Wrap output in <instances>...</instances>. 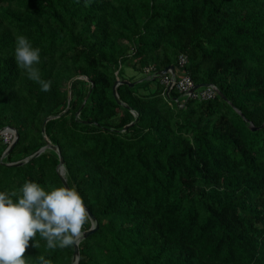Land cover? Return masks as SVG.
Wrapping results in <instances>:
<instances>
[{
	"label": "trees",
	"instance_id": "1",
	"mask_svg": "<svg viewBox=\"0 0 264 264\" xmlns=\"http://www.w3.org/2000/svg\"><path fill=\"white\" fill-rule=\"evenodd\" d=\"M17 34L41 48L50 90L19 68ZM126 62L148 77L118 86L123 104L114 85ZM170 65L228 100L180 106L155 77ZM8 126L20 136L2 158L10 143L0 133V189L64 185L52 149L8 164L47 138L62 150L69 185L99 222L80 242V264H264V0H0ZM74 250L37 234L24 255L73 264Z\"/></svg>",
	"mask_w": 264,
	"mask_h": 264
},
{
	"label": "clouds",
	"instance_id": "2",
	"mask_svg": "<svg viewBox=\"0 0 264 264\" xmlns=\"http://www.w3.org/2000/svg\"><path fill=\"white\" fill-rule=\"evenodd\" d=\"M14 58L43 91L51 81L42 78L38 64L41 48L25 34H17ZM88 205L72 185L49 186L26 180L18 189H0V264H30L24 255L31 238L39 234L48 248H69L80 242L88 223ZM38 264H53L39 255Z\"/></svg>",
	"mask_w": 264,
	"mask_h": 264
},
{
	"label": "water",
	"instance_id": "3",
	"mask_svg": "<svg viewBox=\"0 0 264 264\" xmlns=\"http://www.w3.org/2000/svg\"><path fill=\"white\" fill-rule=\"evenodd\" d=\"M170 69L172 70V72H173L174 75H175L176 66H175V65H170V66H168L167 68H165L164 70L159 71L158 73H156V74H155V77H162V76L167 75ZM149 78H150V77H149ZM87 79H88V78H87ZM88 80L90 81V79H88ZM92 83H93V82H92ZM122 83H127V84H130V85L133 86V85L136 84V82H132V81H130V80H128V79H123V80H121L120 78H117V79H116V82H115V85H114V94H115L117 100H118L119 102H121V103H123V102H122V100L120 99V96H119V93H118L117 88H118V86H119L120 84H122ZM93 84H94V83H93ZM212 85H214V84H209V83H200V84H196L194 90L199 89V88H201V87H207V86H212ZM214 87H215L217 93H218L222 98L228 100V97L224 94V92H223L221 89H219L216 85H214ZM169 90H170V89H169ZM89 96H90V93L88 94V96H87L85 102L83 103V106L85 105V103H86V101L88 100ZM69 99H71V91H70V90H69ZM123 104H124V103H123ZM125 105H126V104H125ZM83 106H82V107H83ZM126 106L129 107V105H126ZM68 109H69V107L67 108V110H68ZM81 109H82V108H81ZM67 110H65L64 112H62V113L59 114V115H56V116H55V115H53V116H49V117L46 119L45 124H44V127H43L44 132L46 131V123H47L49 120H51V119H53V118H56V117H59V116L63 115ZM80 113H81V110H79L78 114H80ZM134 123H135V121L132 122V123H130V124H128V125H126L125 128H124L123 130H124V131L127 130V129H128L130 126H132ZM252 128H253V129H256V127H255L254 125H252ZM2 132H6V133L11 132V133L14 134V138H13V140L11 141V143L9 144V147L7 148V150L5 151V153L3 154V157H2V158H5L6 156H8V154L11 152V150L14 148V146H15L16 143L18 142V140H19V136H20V135H19L18 130H17L16 128H14V127H11V126H8V127H5V128H3V129H1V130H0V133H2ZM48 149H52V150H54L55 152L58 153L59 158H60V162H59V164H58V171H59V173H60V176H61V178H62V180H63L64 185H69V182H68V179H67V176H66V161H65V158H64V156H63V154H62V150L60 149V147H59L57 144L52 143V141H51L49 138H47V144H46L45 146H43L39 151H37V152H36L35 154H33L32 156H30V157H28V158H26V159H24V160H22V161L11 162V163H8V164H9V165H21V164H23V163L29 161L31 158L41 155L43 152L47 151ZM88 211H89V217H90L91 220H92V227H91L90 229L84 231L83 236L80 238V242H81V240H83L84 238L88 237L91 233H93L94 231H96V230L98 229V227H99V222L97 221L96 216L92 213V211L89 209V207H88ZM80 242H79L78 244L74 245V246H75V250H74V254H73V264H80V261H81Z\"/></svg>",
	"mask_w": 264,
	"mask_h": 264
},
{
	"label": "built area",
	"instance_id": "4",
	"mask_svg": "<svg viewBox=\"0 0 264 264\" xmlns=\"http://www.w3.org/2000/svg\"><path fill=\"white\" fill-rule=\"evenodd\" d=\"M187 62V55L180 54L178 58L179 66L184 67ZM146 71L148 74H151L152 72L150 68H147ZM161 82L165 85L164 94L166 96H171V93L174 90L180 94L179 98H175L180 106H182L189 98L209 100L215 98L218 95L214 85L194 90L196 83L189 73L179 74L177 71H175L174 75V73L170 69L168 74L162 78Z\"/></svg>",
	"mask_w": 264,
	"mask_h": 264
},
{
	"label": "rangeland",
	"instance_id": "5",
	"mask_svg": "<svg viewBox=\"0 0 264 264\" xmlns=\"http://www.w3.org/2000/svg\"><path fill=\"white\" fill-rule=\"evenodd\" d=\"M123 72L125 74V76L127 77V79L132 78L135 80H142L144 78H147L148 76L145 75L144 72L139 71L135 68H133L132 66H130V64L128 62H126L123 65ZM160 80H158L159 82ZM157 85L156 82L153 83V87H155ZM1 134H3L6 138V141H8L9 143H11V141L14 138V134L12 133H6V132H2Z\"/></svg>",
	"mask_w": 264,
	"mask_h": 264
},
{
	"label": "bare ground",
	"instance_id": "6",
	"mask_svg": "<svg viewBox=\"0 0 264 264\" xmlns=\"http://www.w3.org/2000/svg\"><path fill=\"white\" fill-rule=\"evenodd\" d=\"M9 133H11V132H9Z\"/></svg>",
	"mask_w": 264,
	"mask_h": 264
}]
</instances>
